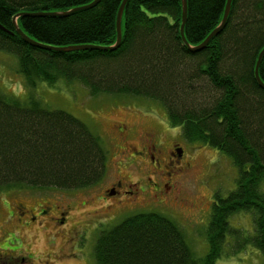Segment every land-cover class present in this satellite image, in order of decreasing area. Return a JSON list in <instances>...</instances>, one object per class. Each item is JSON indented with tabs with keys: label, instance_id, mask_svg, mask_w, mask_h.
Segmentation results:
<instances>
[{
	"label": "trees",
	"instance_id": "obj_1",
	"mask_svg": "<svg viewBox=\"0 0 264 264\" xmlns=\"http://www.w3.org/2000/svg\"><path fill=\"white\" fill-rule=\"evenodd\" d=\"M93 1L0 0V25L8 30L0 27V51L17 57L29 89L24 97L0 90V193L71 190L105 176L108 153L100 136L34 92L40 82L79 81L92 95L162 103L186 140L217 148L238 168L236 188L215 194L204 258L174 220L142 212L100 231L97 264H216L227 234L240 239L230 221L237 213L253 215L254 233L243 243L264 254V88L255 76L264 48V0H233L225 28L197 52L181 37L182 0H128L117 48L123 0L85 7ZM187 2L185 36L195 46L222 22L227 0ZM16 16L36 44L15 32ZM80 45L88 47L62 50ZM259 72L264 81V56Z\"/></svg>",
	"mask_w": 264,
	"mask_h": 264
},
{
	"label": "rangeland",
	"instance_id": "obj_2",
	"mask_svg": "<svg viewBox=\"0 0 264 264\" xmlns=\"http://www.w3.org/2000/svg\"><path fill=\"white\" fill-rule=\"evenodd\" d=\"M0 90L21 97L29 92L19 60L2 51ZM34 92L48 106L80 118L100 136L108 153L107 171L99 182L83 188L26 187L1 192L0 264H19L20 261V264H97L95 246L100 231L142 212L159 213L174 220L185 232L195 255L198 258L207 255V229L215 194L226 196L237 185L238 168L227 154L186 140L181 127L170 122L166 107L149 98L114 93L92 95L81 82L65 80L54 86L40 82ZM118 128H124V134L130 133L126 143L141 155L127 150ZM152 132L157 135L160 150L157 166L152 164L147 152L150 143L146 139ZM173 140L186 148L179 162L171 161ZM118 178L136 182V185L130 193L123 188L120 195L107 196L105 190ZM168 184H177V187H172V192L168 193L165 191ZM262 188L264 190V183ZM75 191L81 192L69 193ZM50 196L55 200L49 203L50 214L38 215ZM19 201L32 210L23 218H19L16 207ZM66 202H72L73 210L66 225L61 227L54 219L59 214L54 206ZM33 213L37 216L35 221L30 217ZM230 221L239 228L240 239L227 234L222 256L216 264H264L261 250L251 243H243L254 233L253 215L237 213Z\"/></svg>",
	"mask_w": 264,
	"mask_h": 264
},
{
	"label": "flooded vegetation",
	"instance_id": "obj_3",
	"mask_svg": "<svg viewBox=\"0 0 264 264\" xmlns=\"http://www.w3.org/2000/svg\"><path fill=\"white\" fill-rule=\"evenodd\" d=\"M156 124L162 125V123H160V122H156ZM119 127H121V126H119ZM117 130L119 131L118 134L121 136L123 145L125 144L127 150L129 152L135 154L136 156L141 155L142 153L141 152L139 153V151H137L134 146L126 143L127 137L129 136L130 133H128V135H127V133L124 134V132H123L124 128H122V129L118 128ZM156 138H157V135L152 132L149 134V137H147L146 141H147V143H150V144H147L148 155L151 158L152 164H156V166H157V162H159L157 159V155L159 154L160 150H159V147L157 146ZM128 142H130V141H128ZM179 144H180L179 142H176L173 140V143H172L171 148H170V155H171V161L172 162L174 161V159H176L178 162L181 161L183 159L184 155L186 154V148L184 146L183 147L180 146ZM130 149H133V150L130 151ZM136 159H139V158L136 157ZM119 177H122L121 173L119 174ZM135 185H136V182H129V181L124 180V178L123 179L118 178L116 181H114L112 183V187L110 189L105 190V194L107 196H110V197H115V196L120 195L122 193L123 188H126L124 190V192L130 193L131 188H133V186H135ZM172 187H177V184L166 185L165 191L168 193L172 192V189H171ZM79 192H81V191H75V192H69V193L75 194V193H79ZM66 193H68V192H66ZM71 195H73V194H71ZM46 202H48V203L46 205L43 204V206H41V208L38 212V215L48 216L50 214L51 206L49 205V203L55 202L54 196H50V199L49 200L47 199ZM16 207H17V211L19 213V218H23L24 215H29L30 212L32 211L30 208L27 207V205L23 201L17 202ZM54 207L59 212V214L57 216H55L54 219H55L58 226L64 227L67 223V217L69 216V214H71V212L73 210V204H72V202H66V203L61 204V205H55ZM30 217L33 221H35L37 218V216L34 215V213ZM84 232L85 231L81 232V234H83ZM78 245L80 246L79 242H78L77 246ZM22 262L24 263L25 260L23 259ZM20 263H21V261L19 262V264Z\"/></svg>",
	"mask_w": 264,
	"mask_h": 264
},
{
	"label": "water",
	"instance_id": "obj_4",
	"mask_svg": "<svg viewBox=\"0 0 264 264\" xmlns=\"http://www.w3.org/2000/svg\"><path fill=\"white\" fill-rule=\"evenodd\" d=\"M100 0H94L92 3H90L89 5H86L85 7H90L93 6L94 4L98 3ZM128 0H123L120 9H119V13H118V19H117V26H118V39L115 45L112 46V48H117L122 40V18H123V13H124V9L125 6L127 4ZM232 3L233 0H227V4H226V8H225V13H224V17L222 19V22L219 24V26H217L210 34L209 36L199 45H195V46H191L189 44V42L186 39L185 36V24L187 21V16H188V2L187 0H182V4H183V22L181 25V37L184 41V43L189 47V49L193 52H197V51H201L202 49H204L209 42L215 37L217 36L226 26L230 13H231V7H232ZM71 11L65 12V13H58V14H68ZM17 17H15L14 20V24H15V32H17L18 34H20L27 42L32 43V44H36V42L30 37L28 36L19 26V24L17 23ZM1 28H3L4 30L8 31L6 28H4L3 26L0 25ZM10 33H15L13 31H9ZM88 46H84V45H80V46H71V47H63L62 50L63 51H71V50H77V49H82V48H87ZM264 56V48L262 49L258 61L256 63V67H255V76L256 79L259 83V85L261 87L264 88V81L261 79L260 76V72H259V68L262 62Z\"/></svg>",
	"mask_w": 264,
	"mask_h": 264
},
{
	"label": "bare ground",
	"instance_id": "obj_5",
	"mask_svg": "<svg viewBox=\"0 0 264 264\" xmlns=\"http://www.w3.org/2000/svg\"><path fill=\"white\" fill-rule=\"evenodd\" d=\"M225 13V12H224ZM261 53V52H260ZM259 58V57H258ZM258 61V60H257Z\"/></svg>",
	"mask_w": 264,
	"mask_h": 264
}]
</instances>
